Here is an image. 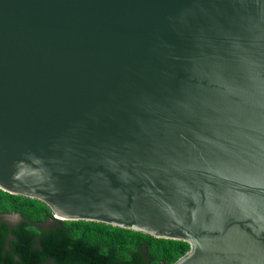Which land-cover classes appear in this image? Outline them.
I'll use <instances>...</instances> for the list:
<instances>
[{
    "label": "water",
    "instance_id": "95a60500",
    "mask_svg": "<svg viewBox=\"0 0 264 264\" xmlns=\"http://www.w3.org/2000/svg\"><path fill=\"white\" fill-rule=\"evenodd\" d=\"M0 190L264 264V0H0Z\"/></svg>",
    "mask_w": 264,
    "mask_h": 264
},
{
    "label": "trees",
    "instance_id": "16d2710c",
    "mask_svg": "<svg viewBox=\"0 0 264 264\" xmlns=\"http://www.w3.org/2000/svg\"><path fill=\"white\" fill-rule=\"evenodd\" d=\"M18 212L12 227L0 220V264H171L188 250L183 241L159 239L97 222L52 220L42 202L0 190V213Z\"/></svg>",
    "mask_w": 264,
    "mask_h": 264
},
{
    "label": "rangeland",
    "instance_id": "374dc122",
    "mask_svg": "<svg viewBox=\"0 0 264 264\" xmlns=\"http://www.w3.org/2000/svg\"><path fill=\"white\" fill-rule=\"evenodd\" d=\"M2 218H8L13 222H17V221H20L21 216L19 215L18 212L13 211V212H9V213H0V219H2ZM52 220H54L52 217V214H51V217L47 216V217L43 218L42 220H32V222H33L32 225L34 227L33 229L35 230V228H38V229L39 228H46L52 223ZM104 225H106V224H104ZM188 248H189V246H188ZM46 264H52V263L47 262Z\"/></svg>",
    "mask_w": 264,
    "mask_h": 264
},
{
    "label": "flooded vegetation",
    "instance_id": "af4514ba",
    "mask_svg": "<svg viewBox=\"0 0 264 264\" xmlns=\"http://www.w3.org/2000/svg\"><path fill=\"white\" fill-rule=\"evenodd\" d=\"M1 221L5 222L9 227L15 226L19 221L13 222L8 218H2Z\"/></svg>",
    "mask_w": 264,
    "mask_h": 264
}]
</instances>
